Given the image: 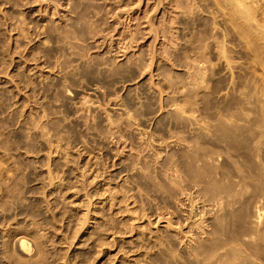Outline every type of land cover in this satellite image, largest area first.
<instances>
[{
    "label": "rangeland",
    "instance_id": "1",
    "mask_svg": "<svg viewBox=\"0 0 264 264\" xmlns=\"http://www.w3.org/2000/svg\"><path fill=\"white\" fill-rule=\"evenodd\" d=\"M218 3L0 0V264H201L190 248L209 242L212 227H188L187 197L168 167L183 173L205 224L215 209L201 193L206 178L197 185L185 175L183 137L205 134L202 146L227 173L264 170V144L249 155L244 140L264 99L241 95L264 91L263 37L252 25L238 37ZM252 183L239 197L247 215L234 216L251 236L241 244L248 264L264 259V217L259 226L254 213L264 198ZM230 217L223 236L237 230ZM22 237L33 255L21 251Z\"/></svg>",
    "mask_w": 264,
    "mask_h": 264
},
{
    "label": "bare ground",
    "instance_id": "2",
    "mask_svg": "<svg viewBox=\"0 0 264 264\" xmlns=\"http://www.w3.org/2000/svg\"><path fill=\"white\" fill-rule=\"evenodd\" d=\"M188 3V2H187ZM219 3H220V0H219ZM218 3V4H219ZM222 4V3H221ZM178 5V4H177ZM223 5L226 7V9H227V20H226V22L228 23V24H230L231 26H233L234 27V30L236 29V31H237V36L238 37H240V38H243L244 37V39H245V35H247V38H249L248 36V32H246V33H244V31H245V26L246 25H250V27H251V25L254 27V28H252L253 30L254 29H256L257 31H258V33H261L260 35L263 37V43H264V1H262V0H223ZM188 6V5H187ZM194 6H195V4H194ZM219 6V5H218ZM223 6V7H224ZM182 7V6H181ZM189 7V6H188ZM191 7V6H190ZM184 8V7H183ZM192 9H193V7H192ZM197 9V8H196ZM194 11V10H193ZM192 13V12H191ZM165 21V20H164ZM149 22V21H148ZM166 22V21H165ZM150 23V22H149ZM153 25H154V22L152 23ZM162 24V23H161ZM168 24V23H167ZM215 24H217V23H215ZM151 25V24H150ZM169 25H170V23H169ZM169 25H168V27H169ZM152 26V25H151ZM155 26V25H154ZM157 26V25H156ZM155 26V27H156ZM215 26V25H214ZM217 26V25H216ZM172 27V25L170 26V28ZM173 27H174V25H173ZM172 27V28H173ZM249 27V29H251ZM154 28V27H153ZM157 28V27H156ZM156 28H154V29H156ZM159 28V27H158ZM166 28L167 27H165L164 29H165V31L167 32V30H166ZM171 28V29H172ZM231 28V27H230ZM230 28H228V34L230 35V36H232L233 35V33L234 32H231L232 30L230 29ZM248 29V30H249ZM251 29V30H252ZM175 30V29H174ZM216 30H217V28H216ZM170 31V30H169ZM172 31V30H171ZM170 31V32H171ZM152 32V31H151ZM153 32H154V30H153ZM253 32V31H252ZM175 33V32H174ZM254 33H255V31H254ZM254 33H253V35H254ZM257 33V32H256ZM257 33V34H258ZM169 34H171V33H169ZM250 34H252V33H250ZM166 35V34H165ZM168 35V34H167ZM172 35H173V33H172ZM259 35V34H258ZM257 35V36H258ZM259 35V36H260ZM132 36V35H131ZM130 36V37H131ZM258 36V37H259ZM261 36H260V38L259 39H261V40H259V41H262V38H261ZM167 38H169L168 36H166ZM172 37V36H171ZM170 37V38H171ZM257 37V38H258ZM128 38V37H127ZM169 38V39H170ZM246 38V39H247ZM174 39V38H173ZM244 39H240V40H243V42H244ZM172 40V39H171ZM170 40V41H171ZM219 40V39H218ZM239 40V41H240ZM248 40V39H247ZM130 43V42H129ZM176 43V42H175ZM248 43L250 44V41H248ZM171 44V43H170ZM252 44V43H251ZM250 44V45H251ZM254 44V43H253ZM258 44H259V42H258ZM260 44H261V42H260ZM174 45V44H173ZM176 45V44H175ZM226 45V44H225ZM225 45H223L222 47H225ZM242 45V44H241ZM245 45V44H244ZM247 45V44H246ZM250 45H249V49L253 46V45H251V47H250ZM129 46H130V44H129ZM128 43H127V41L124 43V46H123V49H128ZM172 46V45H171ZM207 46V45H206ZM234 46V45H233ZM232 46V47H233ZM175 47V46H174ZM227 47V46H226ZM235 47V46H234ZM256 47V46H255ZM263 47V46H262ZM164 48V47H163ZM205 48V47H204ZM237 47H235V49H236ZM248 48V47H247ZM168 49V48H167ZM170 49V48H169ZM222 49V48H221ZM226 49V48H225ZM227 49H229V47L227 48ZM238 49H239V47H238ZM166 50V49H165ZM222 50H224V48L222 49ZM221 50V51H222ZM230 50H232V49H229V51ZM247 50V49H246ZM254 51L256 50L255 48L253 49ZM170 51V50H169ZM166 52V51H165ZM168 52V51H167ZM227 52H228V50H227ZM226 52V53H227ZM253 52V51H252ZM224 53H225V50H224ZM223 52H222V54H224ZM225 53V54H226ZM224 54V57H227L226 55ZM229 54V53H228ZM232 54V53H231ZM234 54V53H233ZM252 54V53H251ZM150 55H151V53H150ZM156 55V54H155ZM253 55V54H252ZM152 56V55H151ZM222 56V55H221ZM152 57H154V56H152ZM156 57V56H155ZM258 57V56H257ZM230 56H228V58H224V60H228V65L230 64V62H233V59L232 58H230ZM251 58H253V57H251ZM196 59V58H195ZM259 59V58H258ZM257 59V60H258ZM151 60V59H150ZM152 60H153V58H152ZM151 60V61H152ZM230 60H232V61H230ZM264 60V59H263ZM154 61V60H153ZM199 62V61H198ZM258 63H260L261 64V62H260V60H258L257 61ZM264 62V61H263ZM263 62H262V66L264 65L263 64ZM197 63V62H196ZM250 63V62H249ZM146 64V63H145ZM226 64H227V61H226ZM192 66H194L193 64H192ZM196 66H197V64H196ZM230 67L231 66H233V64L232 65H229ZM256 66V65H255ZM254 66V67H255ZM145 67V66H144ZM195 67V66H194ZM192 68V67H191ZM213 68V67H212ZM231 68H233V67H231ZM230 68V69H231ZM195 69V68H194ZM251 69V68H250ZM255 69V68H254ZM262 69V68H261ZM232 70V69H231ZM263 70H264V67H263ZM143 71V70H142ZM194 72H196V70H193ZM200 71H198V73H199ZM233 72V71H232ZM202 74H203V71L201 72ZM200 73V74H201ZM195 74H197V73H195ZM202 74H201V76H202ZM233 74V73H232ZM257 74H258V72H257ZM256 74V75H257ZM204 75V74H203ZM197 76L199 77V75L197 74ZM194 77V76H193ZM197 78V77H196ZM200 78V77H199ZM203 78V77H202ZM234 78V77H233ZM259 78V77H258ZM195 79V78H194ZM198 79V78H197ZM204 79H205V77H204ZM199 80V79H198ZM201 80H203V79H201ZM260 80H261V78H260ZM194 81V80H193ZM200 82V81H199ZM204 82V81H203ZM203 84V83H202ZM249 84V83H248ZM247 84V85H248ZM255 84V83H254ZM260 85V84H259ZM258 85V86H259ZM197 86H198V84H197ZM258 86H256V88H253V89H251V90H244V89H246V87L245 88H243V94H241V95H243L244 96V98L247 100V102H249V104L250 103H252V102H255V104H256V102L257 103H259L258 101H261L262 99H264V91H261V89L259 90L258 89ZM251 87V86H250ZM261 87H263V86H261ZM65 88V87H64ZM67 89V88H66ZM65 89V90H66ZM263 89H264V87H263ZM160 91V90H159ZM161 92V91H160ZM69 93V92H68ZM191 101V100H190ZM177 103V102H176ZM189 104V103H188ZM179 105H181V104H179ZM254 105V104H253ZM252 105V106H253ZM257 105V104H256ZM182 106V105H181ZM184 106V105H183ZM259 106V105H258ZM263 106V105H262ZM192 107V106H191ZM254 107V106H253ZM252 107V108H253ZM178 108V107H177ZM181 108V107H180ZM179 108V110H182V108L180 109ZM185 108H186V106H185ZM184 108V109H185ZM255 108H256V106H255ZM261 108V107H260ZM178 110V111H179ZM186 110V109H185ZM184 110V111H185ZM255 110H257V108L255 109ZM183 112V111H182ZM249 112V111H248ZM179 113V112H178ZM252 113V112H251ZM250 112H249V114H251ZM246 114V113H245ZM244 114V115H245ZM260 115H258V116H256V117H254V118H256V119H254L255 120V122H252V123H250V124H252L251 126L249 125V127H247L248 125H246L245 127H247L244 131L246 132V134H247V138H245L244 140H247V148L245 147V149H247V150H249V152H248V154L249 153H254L253 155H258L257 153L259 152V150H261L260 149V147H261V145L262 144H264V111H262V112H260L259 113ZM252 115V114H251ZM256 115V114H255ZM128 116H130V113L128 114ZM184 116V115H183ZM245 116H247V115H245ZM244 116V117H245ZM180 117V116H179ZM248 117H250V116H248ZM239 118V117H238ZM227 119V118H226ZM236 119V118H235ZM252 119V120H253ZM129 120H130V118H129ZM229 120V119H228ZM233 120V119H232ZM253 120V121H254ZM112 121V120H111ZM224 121V120H223ZM236 121V120H235ZM243 121V120H242ZM250 122V121H249ZM114 123V122H113ZM225 123V122H224ZM228 123H229V121H228ZM241 123V122H240ZM246 124V123H245ZM249 124V123H248ZM209 125V124H208ZM226 126V125H225ZM244 126V125H243ZM223 127V126H222ZM229 127V126H228ZM240 127V126H239ZM226 128V127H225ZM235 128V127H234ZM233 128V129H234ZM243 127H241V129H242ZM231 129V128H230ZM237 129V128H236ZM235 130V129H234ZM209 131V130H208ZM217 131V130H216ZM222 131V130H221ZM144 132V131H143ZM225 132V131H224ZM236 132V131H235ZM235 132L233 133V134H235ZM145 133V132H144ZM210 133V132H209ZM227 133H230V130H229V132L227 131ZM207 134V133H206ZM220 134V133H219ZM226 134V133H225ZM238 134V133H237ZM213 135V134H212ZM217 135V134H216ZM231 135V134H230ZM236 135V134H235ZM235 135H233V136H235ZM240 135V134H239ZM146 136V135H145ZM222 136V135H221ZM242 136V135H241ZM244 136V135H243ZM178 138H179V136H177ZM208 137H209V134H208ZM244 137H246V136H244ZM243 137V138H244ZM152 140H155L154 139V137L152 138V136L150 137ZM160 138V137H159ZM219 138H220V136H219ZM233 138V137H232ZM231 138V139H232ZM238 138V137H237ZM183 140H185V141H187L188 143H189V147H188V151L187 152H184V151H182L181 152V155H184V157H185V161H183L184 162V165H185V168H186V173H185V175L186 176H188V181L189 182H192V183H194V184H197V185H199V182H202L203 181V178H206V180L207 181H205V182H207L208 184H207V186H206V188L204 189V190H202L201 191V193L204 195V196H207L208 195V201H210V202H212V207H213V210L215 209V212H214V214H213V222H211L210 224H205V222H207V220H206V213H205V211H204V209H200L199 208V206H198V201L199 200H197L196 198H195V196H193V194H192V192L190 191V185H189V183H187V181L185 180V178H184V176L183 175H181V174H183V173H180L177 169H175V167H174V169H172L173 168V164H171L172 165V167H168V170L170 171V170H173L174 172H175V174L172 172V175H173V178L172 177H170L169 179L171 180V185H172V187H173V189H175L176 191H177V193H179V194H182V195H185L186 197H187V201H188V203H187V207H188V210H185V211H187L188 212V214H187V219L186 220H190V223H191V225H190V223H188L189 225H188V227L190 226L192 229L193 228H197V229H203L205 226H210L211 225V230H210V232H208L210 235H211V238L209 239V242H207L206 243V241H199L198 242V240H196V239H194V237H190V240L191 241H193V240H196L194 243L195 244H193L192 245V248H190V249H192V254H194V255H192V256H195L196 257V259L199 261V262H201V264H248L246 261H247V258H249L248 256H249V254H248V256H246L245 255V253L247 254V251L245 252H243V249L242 248H244V246H245V244L246 243H244V246L243 245H241L244 241V235H246L245 233H243V232H241L242 231V229H241V227H242V224L240 225L238 222H236L237 221V219L235 220V218H234V216H236V217H240V216H242V215H244V212H242L243 211V207H245V204L246 203H243V202H245V201H243V202H239L240 201V199H239V197H241L242 195H243V193L246 191V190H248L249 189V184H248V182L250 181V183L251 182H253L252 183V186H254V189H255V191H256V194L254 195V196H256V199H257V201L259 202L260 201V199H262V198H264V170L262 169V168H259L257 171H255V172H257V175L255 176V177H250V176H247V175H245L243 172H244V170H243V172H242V169L240 168V169H238L239 167H235L236 168V170H237V172H236V174H231V172L229 173H227L224 169H223V167H222V165L220 164V163H218L219 161H218V159H219V157H218V159H217V156L219 155V153L218 152H216V151H214L212 148H210V147H204V146H202V144L204 145V143H206V142H210V141H208V138H207V136L205 135V134H203V133H200V134H197V135H194V136H192V137H189V136H184L183 137ZM235 140H236V136H235ZM145 141V140H144ZM160 141V140H159ZM238 141V140H237ZM240 141V140H239ZM150 142V141H149ZM232 142V145H235L234 143H236V142H234V140H232L231 141ZM234 142V143H233ZM154 143V142H153ZM161 143V142H160ZM162 143H163V141H162ZM220 143V142H219ZM240 143H242L241 141H240ZM159 144V143H158ZM243 144V143H242ZM236 145H238V144H236ZM240 145V144H239ZM149 146H151V144L149 145ZM227 146H228V144H227ZM241 146H244V145H241ZM232 147V146H231ZM240 147V146H239ZM225 148H227V147H225ZM235 148V147H234ZM244 148V147H243ZM243 150V149H242ZM155 152H156V154L155 155H157V158H159V157H162L161 156V154H162V152H160V150H155ZM245 152V151H244ZM175 153V152H174ZM246 154V153H245ZM244 154V155H245ZM176 155H178V154H174V156L176 157ZM181 155H179V157L181 156ZM250 155V154H249ZM252 155V154H251ZM252 155V156H253ZM220 156V155H219ZM259 156V155H258ZM172 158H173V156H171ZM183 157V158H184ZM256 157V156H255ZM156 159V158H155ZM168 159V158H167ZM170 159V158H169ZM256 159H258V158H256ZM176 160H178L179 161V159H175V162H176ZM169 161V160H168ZM167 162V161H166ZM167 163H169V162H167ZM176 164V163H175ZM258 164L259 163H257V165H256V168L257 167H259L258 166ZM176 165H178V164H176ZM260 165H261V163H260ZM263 165V164H262ZM260 166V167H263V166ZM168 166V165H167ZM178 167H179V165H178ZM178 167H176V168H178ZM234 167V166H233ZM264 168V167H263ZM255 169V168H254ZM176 170V171H175ZM235 170V169H234ZM183 171V170H182ZM179 172V173H178ZM185 172V171H184ZM185 176V177H186ZM251 178L250 180H249V178ZM169 180V181H170ZM249 180V181H248ZM203 183V182H202ZM193 184V185H194ZM206 184V183H205ZM192 186V185H191ZM190 188V189H189ZM253 189V190H254ZM167 190V189H166ZM170 190V189H169ZM252 190V189H251ZM254 191V192H255ZM247 192V191H246ZM245 192V194H247ZM248 192H250L249 190H248ZM254 194V193H253ZM255 199V197L253 198V200ZM256 201V200H255ZM254 202V201H253ZM258 202H256V203H258ZM238 203H241L242 204V206H238L237 204ZM255 203V204H256ZM262 203V202H261ZM183 204H185V203H182V205ZM186 205V204H185ZM206 205V204H205ZM240 205V204H239ZM255 206V205H254ZM257 206V205H256ZM260 206V202H259V204H258V206H257V211H255L254 213L256 214V218L258 219V225L259 226H261V222H263L262 220H263V213H264V210H262V208L261 207H259ZM264 206V205H263ZM262 206V207H263ZM205 207V206H204ZM237 207H240L239 209L237 208ZM252 208V207H251ZM200 209V210H199ZM264 209V208H263ZM255 210H256V208H255ZM263 211V212H262ZM210 212V211H209ZM208 213V212H207ZM238 215V216H237ZM247 215V214H246ZM246 215H244V216H246ZM229 216H231L232 218H234V220H235V222H234V224H236L237 225V227H235V228H237V230H236V232L235 233H232V234H236V235H232V234H228V236H223V235H225V234H223V233H221L220 232V230H221V228L223 227H226L225 226V224H227L226 222V220L228 219V221H229ZM243 216V217H244ZM230 217V218H231ZM169 218H167V220H168ZM241 219V218H240ZM246 219V218H245ZM239 220V219H238ZM168 221H171L170 219L168 220ZM167 221V222H168ZM231 221V220H230ZM229 221V222H230ZM242 222V220L240 221V223ZM245 222H246V220H245ZM244 222V223H245ZM256 222V221H255ZM171 223V222H170ZM169 223V224H170ZM230 224V223H229ZM232 224V223H231ZM228 225V224H227ZM236 225H234V226H236ZM244 225V224H243ZM256 226V225H255ZM259 226H258V228H259ZM171 227V226H170ZM189 227V228H190ZM239 227V228H238ZM233 228V227H232ZM191 229V230H192ZM205 229V228H204ZM204 229H203V231H204ZM226 229V228H225ZM239 229V230H238ZM246 229V228H245ZM251 229V228H250ZM190 230V231H191ZM229 230V229H228ZM262 230V229H261ZM189 231V232H190ZM202 231V232H203ZM234 231V230H233ZM247 231H249V230H247ZM246 231V232H247ZM253 231V230H252ZM251 231V232H252ZM256 231H258V230H256ZM264 231V230H263ZM262 231V232H263ZM224 232V231H223ZM194 233V232H193ZM192 233V234H193ZM248 233V232H247ZM255 233V232H254ZM260 233V232H259ZM264 233V232H263ZM192 234H190V235H192ZM253 234V233H252ZM257 234V233H256ZM189 235V236H190ZM227 235V234H226ZM255 235V234H254ZM247 237H249L248 236V234L246 235ZM262 236H264V235H262ZM246 237V238H247ZM251 237V236H250ZM21 238V237H20ZM20 238H19V240H20ZM26 237H22V239L20 240V242H19V246L21 247V251L23 252V253H25V254H28V255H30L31 256V250H32V248H31V244L29 243V241H27L26 239H25ZM246 238H245V240H246ZM254 238V237H253ZM255 238H256V236H255ZM198 239V238H197ZM248 239V238H247ZM251 238H249L248 240H250ZM18 240V241H19ZM203 240V239H202ZM251 241V240H250ZM252 241H253V239H252ZM254 241H255V239H254ZM205 242V243H204ZM246 242V241H245ZM256 242H257V240H256ZM254 243V242H253ZM251 244V243H250ZM230 245V246H229ZM248 245H249V243H248ZM257 245H259V244H257ZM229 246V247H228ZM242 246V247H241ZM38 247V246H37ZM36 247V248H37ZM247 247V246H246ZM245 247V248H246ZM252 248H253V246H252ZM251 247H250V249H252ZM255 248V247H254ZM41 248H39V250H40ZM224 249L226 250V251H224ZM248 249V248H247ZM42 250V249H41ZM221 250H223V251H221ZM249 250V249H248ZM255 250V249H254ZM37 252H38V250H36ZM41 251H39L38 253H40ZM251 252L254 254V252H253V249H252V251H250L249 253H250V255H251ZM31 253V254H30ZM36 253V252H35ZM263 253H264V251H263ZM24 254V255H25ZM41 254V253H40ZM253 254H252V256H253ZM33 255V254H32ZM39 255V254H38ZM247 257V258H246ZM257 257V256H256ZM255 258V257H254ZM258 258V257H257ZM256 258V260H258V259H260V258H262V257H260V258H258L257 259ZM189 259V258H188ZM255 260V259H254ZM254 260H251V263H249V264H264V262H263V260L264 259H261V261L262 262H258V261H254ZM197 264V263H196Z\"/></svg>",
    "mask_w": 264,
    "mask_h": 264
}]
</instances>
